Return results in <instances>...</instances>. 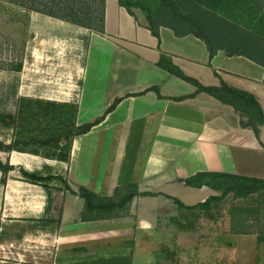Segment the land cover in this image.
Wrapping results in <instances>:
<instances>
[{
  "label": "crops",
  "instance_id": "1",
  "mask_svg": "<svg viewBox=\"0 0 264 264\" xmlns=\"http://www.w3.org/2000/svg\"><path fill=\"white\" fill-rule=\"evenodd\" d=\"M110 8L115 16L112 25ZM104 29L102 35L93 36L116 47L130 44L144 53L139 57L130 54L136 66L140 63L137 69L122 70L105 83V108L114 99L121 100L99 124L72 139L67 161L1 150L0 160L12 169L6 174L0 170V221L30 222L22 236L24 241L39 237L44 243L41 264H264V255L263 260L256 255V237L264 236L260 233L264 231V197L248 196L249 214L231 213L228 227L222 224L221 215L215 220L202 219L192 230L178 226L174 198L194 205L219 192L206 185L192 187L204 194L188 203L170 191L184 193L181 187L190 186L181 180L199 171L264 179V125L257 137L239 125V116L229 105L206 93L175 99L193 94L195 86L156 62L164 53L204 85H218L222 80L248 90L263 110L264 67L222 50L210 58L196 35L179 37L168 27H160L158 39L145 21L130 15L118 0H106ZM123 55L120 52L118 57ZM59 91L53 93L56 97H45L69 102V92ZM82 91L81 84L75 102L77 123H82ZM102 128L104 148L99 153L98 131ZM22 169L41 180L25 178ZM130 183L137 185L138 192L151 194L134 197L114 216L80 218L84 200L75 193L79 185L111 196ZM239 243L251 245L248 255L247 250L239 251L236 260L230 259Z\"/></svg>",
  "mask_w": 264,
  "mask_h": 264
},
{
  "label": "trees",
  "instance_id": "2",
  "mask_svg": "<svg viewBox=\"0 0 264 264\" xmlns=\"http://www.w3.org/2000/svg\"><path fill=\"white\" fill-rule=\"evenodd\" d=\"M7 1L26 11H36L99 33L104 32L106 0ZM118 3L132 16H135L134 8L141 10L144 14L145 26L158 39L160 27H168L179 37L188 34L196 35L204 42L210 58L222 50L229 55L247 57L264 67V0H118ZM156 64L195 86L193 94L175 99L180 100L193 97L198 93H206L229 105L239 116V125L253 130L255 135L259 136L260 127L264 125V110L254 93L222 80L218 85H204L196 78L186 75L173 63L171 57L164 53L160 55ZM151 89L158 91L157 86ZM21 100L37 105L38 108L35 110L30 108L29 111L32 112L30 115H42L50 122H57L55 125L57 130L61 127L53 136L40 141L44 145L52 144L54 152L43 154L37 150H26L17 147L16 140L9 143L0 140V151L31 152L67 161L70 157L72 139L99 124L105 115L115 108L121 98L114 99L103 114L93 121L82 123H77L78 104L75 102L41 98H21ZM24 106L25 104L19 110L22 114L27 111L24 110ZM67 113L70 115L67 116ZM16 122L17 118L14 114L0 113V124L4 127L12 128ZM10 169H12L11 165L0 160V170L3 174ZM21 173L31 181L41 180V177L35 173H29L23 169ZM181 181L190 187L198 188L206 185L219 192V195H211L205 201L194 205H184L174 198L179 212L177 224L181 229L196 230L202 219L215 220L220 217L224 199L228 194L246 198L256 193L264 197V179L262 178L199 171ZM75 193L84 200L80 216L82 220L114 216L123 212L134 197L151 194L138 192L135 183L117 188L111 196L96 193L84 185H79Z\"/></svg>",
  "mask_w": 264,
  "mask_h": 264
},
{
  "label": "rangeland",
  "instance_id": "3",
  "mask_svg": "<svg viewBox=\"0 0 264 264\" xmlns=\"http://www.w3.org/2000/svg\"><path fill=\"white\" fill-rule=\"evenodd\" d=\"M110 10L108 20L112 25L115 16L113 9ZM133 10L134 17L144 21L142 11L138 8ZM103 33L88 28L81 29L75 24L36 11H26L7 0H0V113H12L17 118L12 128L0 124V140L6 143L16 140L17 147L37 150L43 154L54 152L52 144L48 146L40 141L53 136L61 127L57 130V122H50L42 115H30V108L35 110L37 105L23 102L21 98L58 101L45 96L53 98L56 97L53 93L58 94L59 90L63 93L64 90L69 92L66 97L69 102H76L82 84L79 120L89 122L103 114L106 109L107 79L112 75H119L122 70L137 69L140 63L136 66L130 54L138 57L144 54L139 47L130 44L116 47L93 36ZM120 52L124 54L121 58L118 57ZM22 103L25 104L24 110H27L24 114L19 111ZM68 115L70 114L67 113ZM98 132L101 135L100 153L104 148V129ZM181 188L184 193L170 191L179 194L188 203H195L204 194V191L192 187ZM247 198L235 197L232 193L226 196L222 209V224L225 227L232 223L231 213L249 214ZM29 224L28 221H0V264H41L40 251L44 249V245H41L44 243L38 241L39 237H28L24 241L22 236ZM260 233L263 234L264 231ZM256 240V255L262 259L264 236L256 237ZM250 248V244L239 243L236 253L230 254V259L236 260L240 255L239 251L247 250L245 255H248ZM33 254H36L35 258L32 257Z\"/></svg>",
  "mask_w": 264,
  "mask_h": 264
}]
</instances>
